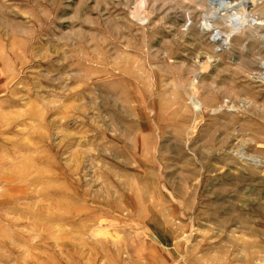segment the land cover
<instances>
[{"label": "rangeland", "instance_id": "obj_1", "mask_svg": "<svg viewBox=\"0 0 264 264\" xmlns=\"http://www.w3.org/2000/svg\"><path fill=\"white\" fill-rule=\"evenodd\" d=\"M239 1L0 0V264H264V0Z\"/></svg>", "mask_w": 264, "mask_h": 264}, {"label": "bare ground", "instance_id": "obj_2", "mask_svg": "<svg viewBox=\"0 0 264 264\" xmlns=\"http://www.w3.org/2000/svg\"><path fill=\"white\" fill-rule=\"evenodd\" d=\"M214 1H217V0H213V2ZM245 2H246V0H245ZM233 3V2H232ZM236 3V2H235ZM247 3L249 4V5H254V1L253 0H248L247 1ZM234 4V3H233ZM233 4H231V3H229V2H226V3H224V1H221L220 3H219V5H220V8L218 9V11L217 12H215V13H213L212 15H209V14H207V15H205V17H204V24H203V26H204V29H209L210 27H212L211 26V24H210V20H212L214 17H216V15L219 13V12H222V11H226V10H228V9H230L231 7H233ZM237 5H242V6H245V4H244V1L243 0H240L238 3H236ZM236 5V6H237ZM235 6V5H234ZM231 17V16H230ZM244 17V16H243ZM236 18V17H235ZM231 19V18H230ZM246 21V19H241L240 21H238L237 19H231L230 20V22H231V24H235V25H242L244 22ZM215 37H220V34H218V32H216L215 33Z\"/></svg>", "mask_w": 264, "mask_h": 264}]
</instances>
